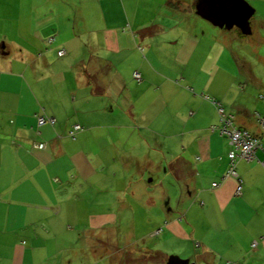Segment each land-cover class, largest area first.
<instances>
[{
    "label": "crops",
    "instance_id": "obj_1",
    "mask_svg": "<svg viewBox=\"0 0 264 264\" xmlns=\"http://www.w3.org/2000/svg\"><path fill=\"white\" fill-rule=\"evenodd\" d=\"M246 1L263 51L264 0ZM203 2L0 0V264H165L132 245L151 230L125 229L139 205L152 209L142 177L162 167L182 188L151 216L195 238L204 262L264 264V54L238 81L236 51L213 32L226 26ZM217 103L261 137L258 160L237 163L239 194L229 139L210 129Z\"/></svg>",
    "mask_w": 264,
    "mask_h": 264
},
{
    "label": "rangeland",
    "instance_id": "obj_2",
    "mask_svg": "<svg viewBox=\"0 0 264 264\" xmlns=\"http://www.w3.org/2000/svg\"><path fill=\"white\" fill-rule=\"evenodd\" d=\"M62 9L66 10L65 8H63V6H62ZM61 20H62V23L64 21L66 22L73 21L72 17L68 15L67 13L62 14ZM251 22H253V19H251ZM220 28L217 26L214 27V31H213L214 35L221 37L222 42L221 41L220 42H221L222 48L224 49L226 47L228 49V52H229L228 55L231 56L232 60H234L232 54H234V52L236 51L237 56H238V61H239V65L236 66L237 75L242 77V78L239 77L238 81H245L244 80V77H246L245 73H247V71H250V67H251V66L249 67L247 61H250L253 64L252 65L253 67L258 65V67L260 68L261 66L259 65V59H260L261 54H264V50L257 51V49H259V46L252 44L253 43L252 38L256 37V32L254 34L250 32L248 34H245L242 37H239L237 35L236 27H233V28L220 27ZM220 30H221V33L219 35ZM248 45L250 46V49L247 48ZM226 59L227 57L223 56V59H222L223 64L221 63V65H222V69L226 68V70H228L227 68L230 65L227 63V67H226ZM232 66H233V63H232ZM259 68L257 69L261 70V68L260 69ZM164 169L165 168L162 167L160 170H156V172H154L153 170V173L145 172L144 176L142 177L143 181H145L147 184L149 183L148 188H147L149 192L147 193L148 195L146 194V197L148 198L149 203H151L153 206L151 209V208L146 207L145 205L144 206L139 205L138 216H131V218L135 217V220L126 221L127 227H125V229L128 230V229H131V227L136 226L137 228L140 227L139 229H141L142 231L147 230L149 233L151 230V232L149 233L150 235L147 234L146 238L143 239V242L139 240L137 242L132 243V245H134L135 247H139V246L142 247L144 246V244H147L148 246H153L157 248L158 251L163 253V257H165L166 260L169 255L174 254V255L180 256L181 258H188L190 262H196L198 264H211L208 262V260L204 262L200 260L199 258L195 257V254L198 255L199 253H203L202 247L199 248L195 246V238H192V237L182 238V237L173 236L170 232L167 231L165 227V220L167 216H151L150 215V213H153V214L156 213V210H158V213L162 210L165 211L166 204L168 205V207L172 206L171 204H173L176 201V198L179 195L180 189L182 188L181 182L173 178L172 175L166 173ZM150 179L152 180L149 181ZM156 190L158 193L164 192L166 196V198L164 199L163 196L161 195L158 198V204L156 202V199L153 197V192H155ZM167 202H170V204ZM144 221H146L147 223H150V222L151 223L150 225H147V224L145 225L146 222ZM157 228L161 229V231L158 234L153 235V232ZM214 244L216 246H213V247L220 248L221 244H216V243ZM209 253L210 254H206V256L211 261L217 260L218 254H214L216 256H212L213 252H209ZM218 258L220 259L221 257H218Z\"/></svg>",
    "mask_w": 264,
    "mask_h": 264
},
{
    "label": "built area",
    "instance_id": "obj_3",
    "mask_svg": "<svg viewBox=\"0 0 264 264\" xmlns=\"http://www.w3.org/2000/svg\"><path fill=\"white\" fill-rule=\"evenodd\" d=\"M65 50L63 48L58 50L59 55H63ZM135 78L140 79L139 73H135ZM217 110L219 112V126H211L210 129L218 131L221 135H227L231 149L228 152L229 166L225 172L226 176L234 177L237 180L236 193L239 194L242 188V179L237 172V163L239 160L252 161L257 159L256 152L262 148L261 137L258 134L250 132L247 128L239 126L234 121V115L227 113L221 104L217 103ZM257 120L262 129H264V114L257 115ZM37 122L39 125L44 123H55V117L38 115ZM81 130L80 124H74L68 131V135L74 138L77 131ZM42 147L43 144H39ZM258 160V159H257ZM264 166V160L261 161ZM224 175V176H225ZM217 183L214 182L213 186ZM159 229L153 232V235L159 233ZM252 247L256 246V241L252 242Z\"/></svg>",
    "mask_w": 264,
    "mask_h": 264
},
{
    "label": "water",
    "instance_id": "obj_4",
    "mask_svg": "<svg viewBox=\"0 0 264 264\" xmlns=\"http://www.w3.org/2000/svg\"><path fill=\"white\" fill-rule=\"evenodd\" d=\"M200 13L210 18L220 26L231 28L237 26L245 34L250 33L249 18L253 14V8L246 0H203ZM166 264H198L190 262L188 258H181L171 254Z\"/></svg>",
    "mask_w": 264,
    "mask_h": 264
},
{
    "label": "trees",
    "instance_id": "obj_5",
    "mask_svg": "<svg viewBox=\"0 0 264 264\" xmlns=\"http://www.w3.org/2000/svg\"><path fill=\"white\" fill-rule=\"evenodd\" d=\"M240 32H241V30H240ZM242 33V32H241Z\"/></svg>",
    "mask_w": 264,
    "mask_h": 264
}]
</instances>
